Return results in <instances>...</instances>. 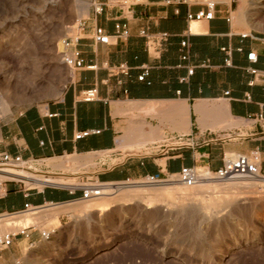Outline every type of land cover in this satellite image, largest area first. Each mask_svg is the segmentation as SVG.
Instances as JSON below:
<instances>
[{
  "label": "crops",
  "instance_id": "obj_1",
  "mask_svg": "<svg viewBox=\"0 0 264 264\" xmlns=\"http://www.w3.org/2000/svg\"><path fill=\"white\" fill-rule=\"evenodd\" d=\"M207 1L214 3L212 19L188 21V14L208 10ZM89 2L72 42L83 66L73 69L59 96L1 124L0 152L28 165L1 169L42 188L5 184L0 214L22 211L25 204L79 199L80 190L46 185L78 186L63 177L65 171L118 184L177 175L185 167L214 172L227 154L256 152L264 177V0ZM116 23L128 29L126 39L112 37ZM96 27L112 37L109 44L93 41ZM140 30L170 37L158 53L148 54ZM182 40L189 44L186 61L179 51ZM251 52L255 63L247 60ZM143 72L147 76L140 81ZM93 88L97 98L82 102L80 93ZM84 131L91 133L76 139Z\"/></svg>",
  "mask_w": 264,
  "mask_h": 264
},
{
  "label": "rangeland",
  "instance_id": "obj_2",
  "mask_svg": "<svg viewBox=\"0 0 264 264\" xmlns=\"http://www.w3.org/2000/svg\"><path fill=\"white\" fill-rule=\"evenodd\" d=\"M83 7L88 14L89 0H0V104L9 99L7 110L0 108V127L27 106L62 92L73 72L63 61L64 41L77 38L86 18L80 16ZM205 170L199 169L202 181L193 188L185 187L178 175L154 184L143 178L101 184L72 171L50 175L72 178L78 186H47L109 187L111 196L99 208H94L99 201L76 199L1 213L0 238L25 228L29 237L16 236L9 247L0 248V264H264V177L242 176L251 188L214 176L206 183ZM5 184L42 188L18 175L2 182L0 192ZM162 187L172 188L157 190ZM186 191L193 199L180 198ZM42 231L50 237L41 239Z\"/></svg>",
  "mask_w": 264,
  "mask_h": 264
},
{
  "label": "built area",
  "instance_id": "obj_3",
  "mask_svg": "<svg viewBox=\"0 0 264 264\" xmlns=\"http://www.w3.org/2000/svg\"><path fill=\"white\" fill-rule=\"evenodd\" d=\"M140 0H135V2H139ZM176 2H180L181 0H174ZM170 1H166V3H169ZM207 11L206 12H198L197 14H188L187 20L188 21H200V20H211L212 19V10L214 7V3L211 1L206 2ZM95 13L99 14L102 12L101 6L94 7ZM228 22L230 19L227 20ZM190 31V28H189ZM129 36L128 29L125 25H122L120 23H116L114 25V33L113 38L115 39H126ZM139 36L142 37L145 40V50L149 53H158L164 46V44L168 41L170 35L166 32L162 33H150L147 30H140ZM109 36L103 28L96 27L93 32V41L98 44H109L110 39L112 38ZM247 35H242V38H246ZM76 40V39H75ZM73 40V41H75ZM71 40H65L64 45L66 51L64 52L63 61L69 68H80L83 66V59L80 57V52L76 49H72V42ZM179 51L181 53V60L186 61L188 59V42L186 40H182L179 44ZM224 52L229 53L228 50L222 49ZM256 54L254 52H251L247 54V60L250 63L256 62ZM249 73L252 75L257 74V70L253 68L248 69ZM192 73V68L188 69V74ZM147 76V72H143L141 76L138 77L140 81L144 80V78ZM80 100L82 102H92L97 98V91L95 88L88 89L80 93L79 95ZM94 133H98V131H93ZM91 133V131H84L79 132L76 135V139L84 138L88 136ZM20 164H24L23 160L19 156H10L9 154L5 152H0V167H12V166H18ZM204 169V168H201ZM206 172L210 174L211 176L217 177V178H226L231 177L234 175L239 176H255L260 175V169H259V159L256 152H253L249 155H239V154H229V157H225L223 161V165L221 168H219L216 171H210L209 169L205 168ZM178 175L179 181L187 188H193L196 185L199 184L201 172L199 171L198 167H185L182 168ZM143 179H145L148 183H159L162 181V178L160 175H148L145 176ZM128 182V181H127ZM81 191V197L80 200H87L92 197H96L97 190L95 186H87L85 188L79 189ZM39 207H32L28 204L24 205V208L22 211L11 213V214H18L21 212H27L31 209H37ZM28 228L21 229L16 234H6L2 238H0V248L5 249L9 247L13 243V239L16 236H23L25 238L29 237V234L26 232ZM41 239H48L50 237V234L46 231L40 232Z\"/></svg>",
  "mask_w": 264,
  "mask_h": 264
},
{
  "label": "bare ground",
  "instance_id": "obj_4",
  "mask_svg": "<svg viewBox=\"0 0 264 264\" xmlns=\"http://www.w3.org/2000/svg\"><path fill=\"white\" fill-rule=\"evenodd\" d=\"M80 16L83 18V17H86L87 16V11H86V9L83 7V8H81V11H80ZM9 100V99H8ZM7 99H5V100H3L2 102H1V104H0V108H1V110L2 111H6L7 110V108H8V103H9V101H8ZM204 175H205V177H207L206 179H204L205 181H203V182H206V180H209L208 178H211V175L210 174H208L207 172H204ZM14 176H17V175H15V174H13V173H9L8 171H0V182L1 181H3V180H6V179H9V178H11V177H14ZM226 178H228L227 180H231V184L230 185H232V186H240V187H250V185H249V182L247 181V179H243V177L242 176H239V175H234V176H231L230 178L229 177H226ZM252 178H256V179H261V177H259V175H255V176H252ZM251 178V179H252ZM202 179V176L200 177V181H199V183L202 181L201 180ZM220 179H225V178H220ZM255 179V180H256ZM247 181V182H246ZM51 182V181H50ZM257 182V181H256ZM206 183H208V182H206ZM253 183H254V181H253ZM258 183H260V182H258ZM56 184V183H55ZM255 184V183H254ZM31 185V184H30ZM229 185V186H230ZM172 186V185H171ZM197 186V185H196ZM252 186V185H251ZM204 187V186H203ZM170 188H172V187H162V188H159V189H157L158 191H162V192H164V191H168V190H170ZM205 188V187H204ZM208 188V187H207ZM251 188V187H250ZM255 188V187H254ZM111 189L112 188H109V187H107V188H101V189H97L96 188V190H97V196L96 197H92V198H90V199H92V200H90V201H99L100 203H97V205H95L94 206V208H99V207H101V205L102 204H104V203H102L104 200H107L109 197L108 196H111ZM181 190V189H180ZM116 192L118 191V190H115ZM171 191V190H170ZM169 192V191H168ZM174 192V191H173ZM172 192V193H173ZM201 192V191H200ZM176 193V192H175ZM203 193V192H202ZM132 194V193H131ZM142 194V193H141ZM170 194V193H169ZM168 194V195H169ZM200 193H198V194H196V195H199ZM119 195V194H118ZM128 195V194H127ZM136 195H138V193L136 194ZM158 195V194H157ZM162 195V194H161ZM178 195V194H177ZM182 196H180V195H178L177 197H176V199H180V198H184L185 200H190L192 197H194L193 195V193H190V191L189 192H184L183 194H181ZM132 196V195H131ZM134 196V195H133ZM179 196H180V198H179ZM201 196V195H200ZM98 197V198H97ZM155 197V196H154ZM162 197V196H161ZM199 197V196H198ZM94 198V199H93ZM116 198H117V196H116ZM130 198V197H129ZM140 198V197H139ZM193 199V198H192ZM122 200V199H121ZM130 200V199H129ZM134 200V199H133ZM132 200V201H133ZM138 200V199H137ZM136 200V201H137ZM158 200V199H157ZM147 202H148V200H146ZM159 201V200H158ZM161 201V200H160ZM86 202H88V201H86ZM140 202V201H139ZM145 202V201H144ZM155 202V201H154ZM143 203V202H142ZM151 203V202H150ZM137 204V203H136ZM144 204V203H143ZM213 204V203H212ZM144 206V205H143ZM152 207H153V205H151ZM150 206V207H151ZM210 206H211V204H210ZM85 207H87V206H85ZM89 207V206H88ZM146 208H147V205L145 206ZM206 208V207H205ZM80 209V208H79ZM89 209V208H88ZM78 212H84L85 213V210H83V209H80V210H78ZM77 212V213H78ZM88 211H86V213H87ZM75 213V212H74ZM147 213V212H146ZM36 217V216H35ZM34 219V218H33ZM32 220V219H31ZM88 220V219H87ZM15 222V221H14ZM18 222V221H17ZM23 222V221H22ZM27 222H28V220H27ZM25 223V222H24ZM9 224H11V223H9ZM12 224H13V222H12ZM14 224H17L16 222L14 223ZM27 224V223H26ZM11 225H9V227H10ZM22 226V225H21ZM6 227H8V226H6ZM5 227V223H4V229L6 228ZM12 227H14V228H16L17 227V225H13ZM11 228V227H10Z\"/></svg>",
  "mask_w": 264,
  "mask_h": 264
}]
</instances>
